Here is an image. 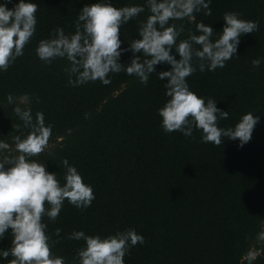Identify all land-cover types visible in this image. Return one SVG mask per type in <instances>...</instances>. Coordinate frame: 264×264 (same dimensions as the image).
Wrapping results in <instances>:
<instances>
[{"label": "trees", "instance_id": "obj_1", "mask_svg": "<svg viewBox=\"0 0 264 264\" xmlns=\"http://www.w3.org/2000/svg\"><path fill=\"white\" fill-rule=\"evenodd\" d=\"M17 2L10 0L8 7ZM35 2L33 37L23 55L0 71V139L10 146L4 154L16 155L13 138L29 131L7 96L11 93L19 103L27 94L29 99L21 106L31 107L34 117L43 112L46 124L52 125L45 150L34 158L58 173L61 182L67 158L95 194L86 208L65 200L55 220L43 218L56 241L53 251L67 264H78L77 252L85 242L69 239L73 231L105 236L134 228L144 242L130 248L125 264H247L249 250L258 253L253 264H264V240L257 237L264 229V62L259 67L252 64L255 58L264 59V0H211V15L199 12L191 21H170L184 27L177 43L196 31L198 21L212 24L217 31L213 38L218 37L228 11L259 22L256 31L241 37L237 53L224 67L201 72L194 58L196 71L186 78L191 90L228 110L218 126L234 127L248 111L260 116L251 140L243 146L238 138H222L220 145L204 143L202 131L195 127L191 136L162 129L158 109L169 97L167 78L162 81L157 75L171 67L166 62L156 66L147 84L124 71L110 72L108 84L99 80L69 84L65 72L69 61L56 58L45 63L36 47L58 27L74 33L80 9L94 0ZM112 3L121 7L144 0ZM148 15L145 5L144 12L122 25V48L139 38L140 23ZM132 55L123 52L120 61L129 64ZM10 231L0 249L11 246ZM11 259L0 258V264Z\"/></svg>", "mask_w": 264, "mask_h": 264}, {"label": "clouds", "instance_id": "obj_2", "mask_svg": "<svg viewBox=\"0 0 264 264\" xmlns=\"http://www.w3.org/2000/svg\"><path fill=\"white\" fill-rule=\"evenodd\" d=\"M9 2L0 0V71L23 55L37 25L35 0H18L11 8ZM210 4L211 0H144L143 4L117 7L112 0H94L80 9L74 33L66 34L62 27L56 28L50 37L39 41L36 54L49 64L56 58L69 61L65 72L72 86L96 80L108 84V74L121 71L147 84L156 66L166 62L171 67L157 75L162 81L167 78L165 95L169 97L158 109L162 129L165 132L178 130L191 136L195 127L202 131L204 143L220 145L222 138H238L243 146L251 140L260 116L248 111L234 127L218 126L219 120L227 119L228 110L217 107V100L191 90L186 78L196 71L194 58L201 72L205 68L214 71L224 67L237 53L241 37L256 31L259 22L244 18L240 12L228 11L218 37L213 38L217 31L212 24L198 21L196 31L177 43L184 27L170 21L185 18L191 21L199 12L211 15ZM145 5L149 15L140 23L139 38L130 40L129 46L122 48V25L144 12ZM126 51L133 53L129 64L120 61ZM262 62V58L252 60L255 67ZM7 99L15 105L13 111L29 131L13 138L16 155L4 154L10 146L0 139V241L9 229L13 236L11 246L0 249V258L7 260L11 256L8 264H67L65 257L53 251L56 241L48 233V224L43 218L55 220L65 200L77 208L90 206L95 199L93 186L67 158L62 162L63 182L58 173L47 170L45 162L34 158L45 150L52 125L46 124L43 112L37 111L34 117L31 107L21 106L29 99L27 94H23L19 103L11 93ZM16 127L19 129L20 125ZM59 233L60 229H56L57 236ZM257 237L264 240V229ZM69 239L85 242L77 252L78 264H125L124 257L130 248L144 242V236L134 228L105 236L73 231ZM257 255L249 250L247 264H253Z\"/></svg>", "mask_w": 264, "mask_h": 264}]
</instances>
